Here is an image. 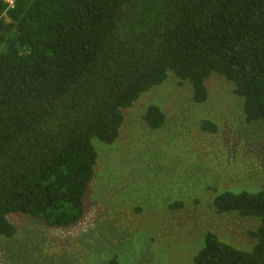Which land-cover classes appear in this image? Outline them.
Listing matches in <instances>:
<instances>
[{
    "label": "trees",
    "instance_id": "obj_1",
    "mask_svg": "<svg viewBox=\"0 0 264 264\" xmlns=\"http://www.w3.org/2000/svg\"><path fill=\"white\" fill-rule=\"evenodd\" d=\"M168 73L197 105L207 80L223 78L244 122H264V0H0V236H15L13 214L54 229L80 222L92 141L113 145L123 111ZM143 120L166 123L156 105ZM213 207L259 226L250 251L207 232L194 264H264V190H224Z\"/></svg>",
    "mask_w": 264,
    "mask_h": 264
},
{
    "label": "rangeland",
    "instance_id": "obj_2",
    "mask_svg": "<svg viewBox=\"0 0 264 264\" xmlns=\"http://www.w3.org/2000/svg\"><path fill=\"white\" fill-rule=\"evenodd\" d=\"M167 76L123 111L113 145L92 141L97 161L81 221L54 229L8 216L16 234L0 236V264H194L209 231L250 251L259 221L218 214L213 202L224 190H264V122H244L241 99L219 76L207 80L202 105L190 85ZM150 105L165 115L157 131L143 120Z\"/></svg>",
    "mask_w": 264,
    "mask_h": 264
},
{
    "label": "built area",
    "instance_id": "obj_3",
    "mask_svg": "<svg viewBox=\"0 0 264 264\" xmlns=\"http://www.w3.org/2000/svg\"><path fill=\"white\" fill-rule=\"evenodd\" d=\"M5 4L7 5L8 9H12L14 5V0H4Z\"/></svg>",
    "mask_w": 264,
    "mask_h": 264
}]
</instances>
